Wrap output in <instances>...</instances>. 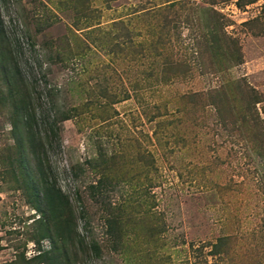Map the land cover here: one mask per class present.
Wrapping results in <instances>:
<instances>
[{"label": "rangeland", "instance_id": "374dc122", "mask_svg": "<svg viewBox=\"0 0 264 264\" xmlns=\"http://www.w3.org/2000/svg\"><path fill=\"white\" fill-rule=\"evenodd\" d=\"M155 1L159 3L116 0L111 9L103 0L1 4V18L18 47L19 69L36 94L38 113L46 117L55 101L71 115L61 124V146L50 155L52 180L72 203V213L66 210L61 218L68 222L67 233L58 238L51 256L60 264H264V157L262 148L256 149L261 142L248 150L235 139L218 146L224 141L222 126L215 107L205 101L212 88L243 81L259 93L256 109L264 118V0H185L178 10L192 20L171 25L177 45L211 40L213 31L207 27L216 25L221 47L208 41L213 47L203 57L205 66L198 59L185 79L145 86L151 63L134 58L128 49L113 55L109 25L121 16L128 28L147 33L153 19H136L131 12L138 3L150 7ZM81 4L87 17H79ZM96 7L100 16L93 12ZM237 41L240 59L232 52ZM212 48L221 54L213 58ZM192 51H184L185 56L195 61ZM181 57L177 49L167 56ZM128 92L131 98L114 103ZM229 92L238 97L234 104L242 106L241 94L234 88ZM185 94L188 107L196 110L193 123L191 116L180 122L183 112H174ZM4 105L0 103V264H14V259L25 264L39 245L49 249L47 235L54 228L37 211L40 203H34L30 162L25 161L29 154L17 145L10 109ZM156 112L167 119L160 131L190 141L169 153L155 138L148 140L157 125L151 120ZM202 112L207 114L197 123L195 115ZM102 150L117 156L105 173L117 185L93 195L90 185L97 183L103 167H91L88 160ZM11 166L19 177L8 176ZM113 219H118L115 226ZM223 236L232 238L230 255H211V245Z\"/></svg>", "mask_w": 264, "mask_h": 264}, {"label": "trees", "instance_id": "16d2710c", "mask_svg": "<svg viewBox=\"0 0 264 264\" xmlns=\"http://www.w3.org/2000/svg\"><path fill=\"white\" fill-rule=\"evenodd\" d=\"M6 1L7 0H0V103L9 106L11 116L10 123L12 124V130L17 140V145L19 144L20 150L27 151L29 154V157L27 156V158H25V161L30 162L27 168H30V170L27 171V173H30L28 179L35 197L34 203H40L36 207L37 211L41 213L40 218L42 217L46 220L47 224L52 223L54 228L53 233L47 235L51 243L49 249L39 245L37 248L38 253L26 259L24 262L25 264H60V262L57 261L58 257L51 255L58 249V238H60L62 234L67 233L65 227L68 222L67 220L62 221L61 218L66 210L72 213V203L71 200H69L70 197L64 195L60 187L56 188L55 184L57 183L55 181L54 184L52 180L51 173L53 168L51 166L50 155L53 150L61 146V124L64 120L69 119L71 115L68 111H64V109L60 111V106L55 101L50 105V110L46 117L38 113V107L35 105L36 98L32 96V93L34 95L36 94L29 90L30 82L25 79L22 71L19 69L18 47H16V44L13 43L9 37L4 21L1 18V4L2 2L6 3ZM113 1L116 0H103L108 9H111V3ZM255 1L257 0H251L250 3H254ZM158 2L159 3H157V1L152 2L150 7H146L145 2L138 3L132 9L131 15L136 19L143 17L153 19L154 22L152 26L145 34L141 29L128 28L127 21L121 16L113 18L114 20L111 25H109V35L112 42L110 51L113 55H117L118 51L122 53V50L128 49L129 51H127L134 58H138L142 61L148 60L151 63L149 66L150 69L146 70V75L144 76L145 86H150L154 81L155 84L166 85L172 84L180 79H185L187 77L186 75L197 65L198 59V65L202 66V68L205 66L207 60H203V57H205V54L212 46L207 44L208 41H212L216 48L221 47V43L219 42L220 36L215 32L217 29L215 28L216 25L207 27L210 28V31H213V33L210 32L211 40L204 39L203 41L202 39H197V42H188L178 46L179 44L177 45L174 39V37H176V29L171 25H176L178 23L177 21L180 23L185 22L186 24L190 23L191 18L184 16L183 10H178L184 6L183 3L185 0H158ZM86 10L87 7L81 4L77 11L79 17H87ZM99 10L100 8L96 7L93 9V12L97 13V16H100L101 13ZM182 16H184V19H181ZM220 24L223 27L227 26L224 22ZM94 31L97 32L98 30ZM135 37H142V41H135ZM146 40L149 42L147 43ZM233 41L236 40L233 39ZM236 43L232 52L233 56L240 59L242 51L241 47L238 45V41ZM189 48L193 50L192 53L195 55V61L185 56L184 51ZM226 48L228 49L230 46ZM173 49L180 50L183 57L167 58L169 53L174 52ZM214 49L215 48L211 49L213 58L221 54V52L219 53ZM210 64L214 66L215 63H209V65ZM139 82L142 83V80ZM141 83L139 86H141ZM231 88L236 89V92L241 94L242 106L241 104H234L235 101L237 103L238 97L236 98L235 96L234 98V94L229 92ZM195 97V94L190 95L191 100H194ZM129 98H131V95L128 92L123 99L116 100L114 103ZM179 99V101H176L177 109L174 112H183L182 115H180V122H187L190 116L192 121V112L196 110L192 109V107H188V105H190L189 94L182 95ZM205 101H209V104L215 107L217 111L216 115L219 117L217 122L222 126L220 132H223L224 141L216 143L218 146L224 145L235 139L238 145L241 144L240 146L248 150L251 145L256 146V142L259 139L258 141H260L261 144L256 147V149L261 150L262 148L261 155L264 157V118L260 116L261 114H259L256 109V104L262 101V99L253 87L243 81L228 82L227 84L212 88ZM206 104L207 103H203L202 110L205 107L207 108ZM161 105L162 104L157 105L156 109H159ZM195 105L199 106L197 110L201 108L199 103L194 102L193 106L195 107ZM154 114L151 120H156L157 125L155 126L156 128L152 136L148 133V140L151 141L152 138H155V141H158L162 148L169 153L176 151V146H178L179 143L185 145L190 141L188 137H180L178 135L172 136V134L168 135L160 131L161 125H167V123H165L167 119H165L164 114H157V112ZM206 114L207 113L204 112L196 114L194 120L198 123L199 117ZM186 126H190V123L188 125H182L181 127L184 128ZM213 150H215V148ZM116 158L117 156L114 154L109 156L107 152L102 150L97 157H91L88 160L91 167H103L100 170L102 175L97 183L90 185L91 194H103L108 184L110 187L116 188L117 183L114 182L115 180L111 177H105V173L110 166L109 162ZM10 169L11 171L8 172L9 177H19L20 173L15 169V166H11ZM110 222L114 224H112V226H115L118 224V219H113V221ZM61 224L65 225L63 226ZM74 227L75 223L72 224L71 228ZM69 230L70 228L68 232H70ZM231 242V237H220L218 242L211 245L210 254L213 256H221L222 254L230 255V250L233 248ZM10 263L21 264L17 259H14ZM205 264L211 263L206 261Z\"/></svg>", "mask_w": 264, "mask_h": 264}]
</instances>
